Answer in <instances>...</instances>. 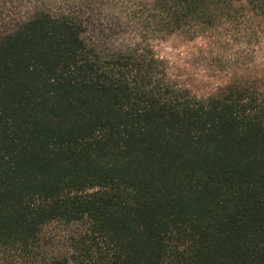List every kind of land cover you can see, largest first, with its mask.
I'll use <instances>...</instances> for the list:
<instances>
[{
  "label": "trees",
  "instance_id": "trees-1",
  "mask_svg": "<svg viewBox=\"0 0 264 264\" xmlns=\"http://www.w3.org/2000/svg\"><path fill=\"white\" fill-rule=\"evenodd\" d=\"M0 264H264V0H0Z\"/></svg>",
  "mask_w": 264,
  "mask_h": 264
},
{
  "label": "rangeland",
  "instance_id": "rangeland-1",
  "mask_svg": "<svg viewBox=\"0 0 264 264\" xmlns=\"http://www.w3.org/2000/svg\"><path fill=\"white\" fill-rule=\"evenodd\" d=\"M156 44V52L160 56L168 57L171 60L176 61L177 63L184 65L189 60H192V56H187V54H191V52L196 51V48H193L190 46H187V44H184L182 41L176 40V39H167V40H158L155 42ZM238 43H232L231 46L226 45V41L224 39H221L220 44H215L213 46L205 47V52H208L206 56L213 57L220 59L221 57L225 56V54L228 52V54H231V51L237 50ZM210 53V54H209ZM223 63V61H222ZM224 64V63H223ZM202 72V71H201ZM205 81L201 82L204 84L202 86V93L206 92H212L215 90L216 83L221 81L222 78L220 76L215 77H208L205 76ZM224 80V79H223ZM209 83V84H208ZM58 225H52L49 230H59Z\"/></svg>",
  "mask_w": 264,
  "mask_h": 264
}]
</instances>
